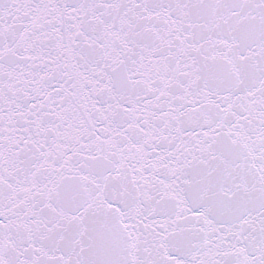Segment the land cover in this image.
<instances>
[{
    "label": "snow or ice",
    "instance_id": "6c2138e0",
    "mask_svg": "<svg viewBox=\"0 0 264 264\" xmlns=\"http://www.w3.org/2000/svg\"><path fill=\"white\" fill-rule=\"evenodd\" d=\"M0 264H264V0H0Z\"/></svg>",
    "mask_w": 264,
    "mask_h": 264
}]
</instances>
